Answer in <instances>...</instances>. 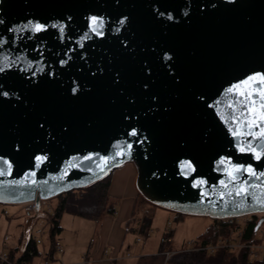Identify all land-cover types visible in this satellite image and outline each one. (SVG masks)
<instances>
[{
  "label": "water",
  "instance_id": "water-1",
  "mask_svg": "<svg viewBox=\"0 0 264 264\" xmlns=\"http://www.w3.org/2000/svg\"><path fill=\"white\" fill-rule=\"evenodd\" d=\"M0 21V203L37 201L22 251L34 219L47 216L40 199L127 162L154 206L211 218L264 212V176L227 174L264 172V141L241 138L260 160L241 153L226 122L227 89L264 74V0H0ZM242 181L247 193L236 195Z\"/></svg>",
  "mask_w": 264,
  "mask_h": 264
},
{
  "label": "crops",
  "instance_id": "crops-1",
  "mask_svg": "<svg viewBox=\"0 0 264 264\" xmlns=\"http://www.w3.org/2000/svg\"><path fill=\"white\" fill-rule=\"evenodd\" d=\"M136 179L137 169L132 162H127L111 172L109 195L116 204L113 214L106 215L100 220L87 218L91 221H86L87 219H84L86 217L70 212L62 214L60 218L61 230L56 235V239L62 241L64 252L57 253L60 255H56V261H53V264H112L113 260L120 262V260L127 256H131L129 237L133 235V240L136 243H141L142 241H137V233L134 234L127 231V222L132 217L134 211L143 216L146 213L145 211L150 210L146 206L148 202L138 191ZM26 216L25 221L22 223L23 229L17 245L20 247V251H22L24 229L29 215L26 214ZM66 216H70L69 218L73 221L72 232L68 231V224L63 223V219ZM39 217L41 216H38L33 221L30 240L35 232V222ZM84 223L85 227L87 223L91 224V227L95 226V232L93 236H90L91 238L89 237L90 239L87 238L88 240L80 238L82 233L85 232V227L83 228ZM44 243L48 247L47 237H44ZM43 247L39 245L40 250H43ZM39 260V257L34 258L35 263H38Z\"/></svg>",
  "mask_w": 264,
  "mask_h": 264
},
{
  "label": "trees",
  "instance_id": "trees-1",
  "mask_svg": "<svg viewBox=\"0 0 264 264\" xmlns=\"http://www.w3.org/2000/svg\"><path fill=\"white\" fill-rule=\"evenodd\" d=\"M111 183V173L96 182L95 184L68 191L59 195L60 203L56 207L55 214L49 215L51 225L50 233L48 235V258L52 261H56V249L55 241L56 235L60 232V218L63 212H70L75 215H79L86 218H92L100 220L106 215L113 214L115 211V202L109 195V187ZM176 219L181 220L183 214L175 213ZM153 217L150 214L139 215L137 211H134L132 217L127 222V231L129 233H137L138 230L146 235H149L152 227ZM255 224L251 225L248 229V234L254 229ZM226 227L223 226L218 230V233H225ZM211 231V232H210ZM216 228H211L209 231L201 234H212L216 237ZM173 236L175 235V229L171 230ZM182 245H180L181 247ZM179 246H171L168 249H179ZM165 244H161V247L157 253L142 255L139 257L136 264H164L166 255L164 253ZM39 254V244L37 241L31 238L27 247L20 251V247L16 246L9 249V262L0 260V264H23L26 261H32ZM112 264H120L118 260H113ZM165 264H264V258L258 260H250L245 250H226L219 249L215 253L209 254L206 250H182L177 251L167 260Z\"/></svg>",
  "mask_w": 264,
  "mask_h": 264
},
{
  "label": "rangeland",
  "instance_id": "rangeland-1",
  "mask_svg": "<svg viewBox=\"0 0 264 264\" xmlns=\"http://www.w3.org/2000/svg\"><path fill=\"white\" fill-rule=\"evenodd\" d=\"M60 199L61 198L57 196L47 200L43 205L41 212L47 214L50 211H52L51 207L54 210H56V207L60 203ZM48 203H50L51 206H49ZM146 206L148 207V209H150L149 211L151 212L149 214L152 215L153 217L150 233L141 243H136L133 240L134 239L133 235L129 237V241L131 244V251H130L131 256H127L126 258L120 260V264H136L140 256L157 253L162 244L161 236L169 228L167 226L168 221L172 222L171 228L175 229V235H174V242L166 244L165 249H168L171 246L173 247L174 246L180 247V245L185 246L187 240L195 238L209 231L211 227V220L206 216L184 215L181 220H178L176 219L175 212L173 211H169L154 206L150 203H147ZM4 209L8 210L10 212V215H6L4 213ZM64 213L66 212H63V214ZM67 215H71V214H67ZM26 217L27 216L21 205L18 204L4 205L0 203V251L3 249V238L6 232H8L11 235V240L8 241L7 248L9 249L11 247L18 245L19 237L21 236L23 229L22 223L25 221ZM69 217L70 216H66V218L63 219V223L68 224L69 226L67 227L68 231L72 232L73 221ZM49 219H50L49 216L39 217L35 222L34 230L38 226H44L45 228L44 236L48 237L52 225ZM86 221H91V220L87 219ZM84 227H85V223L83 224V228ZM94 228L95 226L91 227V224L87 223L85 227V232L82 233L80 238L84 240H88L87 238L93 236L95 232ZM56 255H60V254L56 253ZM53 263L54 262H52V264Z\"/></svg>",
  "mask_w": 264,
  "mask_h": 264
},
{
  "label": "built area",
  "instance_id": "built-area-1",
  "mask_svg": "<svg viewBox=\"0 0 264 264\" xmlns=\"http://www.w3.org/2000/svg\"><path fill=\"white\" fill-rule=\"evenodd\" d=\"M49 199H40L39 203L41 209L45 202ZM49 206L50 203H48ZM25 214L32 215L35 213V208L37 205L36 200H31L27 202H23L21 204ZM52 211L47 213V217L51 214H55V210L51 207ZM146 213L149 211H145ZM4 213L6 215H10V212L4 209ZM264 216V212H253L248 213L241 216H230V217H218L211 218V228H216V234L218 230L223 226L226 227L225 233H218L216 237L212 236V234H206L205 236H197L190 240H187L186 245L181 246L179 249H165L164 253L166 255V262L177 251L182 250H206L209 254L215 253L219 249L226 250H245L247 252V256L250 260H258L264 258V222L258 227L257 230L253 229L248 234V229L251 225H256L261 217ZM171 221H168L167 226L169 227L166 232H164L161 236V243L169 244L174 241V236L171 233ZM44 226H38L35 229L33 234V239L37 241V243L41 246H44L43 250L39 249V254L36 257H39L40 260L38 263H35L34 260L26 261L23 264H52V260L48 258L49 249L46 247L44 243ZM11 235L6 232L3 238V249L0 251V260L9 262V249L7 248V243L10 240ZM146 235H144L140 229L137 232V241L145 240ZM55 249L56 253L64 252V245L61 240L56 239L55 241ZM12 264V263H11Z\"/></svg>",
  "mask_w": 264,
  "mask_h": 264
},
{
  "label": "snow or ice",
  "instance_id": "snow-or-ice-1",
  "mask_svg": "<svg viewBox=\"0 0 264 264\" xmlns=\"http://www.w3.org/2000/svg\"><path fill=\"white\" fill-rule=\"evenodd\" d=\"M2 23V21H0ZM91 23L93 27L91 31L96 32L97 35H101L102 33L97 31V26L103 25V20H98L96 17L91 18ZM123 23V21H121ZM31 26V22L29 25ZM44 25L36 23L34 26V31L41 32L44 31ZM63 31V27L61 26V32ZM4 69L0 68V72ZM75 92V89L73 90ZM227 93L234 96V100L230 102L227 106L232 109V114L230 120H227V123H230V131L231 134L236 137L239 141L238 148L241 153L247 151H251L254 153L255 158L257 160L261 159L262 153L256 151L251 143L245 144V141L241 138L243 137H252L254 140L264 141V74H256L247 77L245 80L238 82L227 89ZM219 103V102H218ZM223 118V117H222ZM255 129H258L256 131ZM130 135L136 136L137 132L133 130ZM131 145H129V149ZM123 154V153H121ZM130 154V153H129ZM46 157L37 156V161H43ZM85 159L91 160V156L85 157ZM103 161V165L107 166L109 163L108 158L101 157ZM3 163L8 165L9 172L11 171L12 165L8 163V161H3ZM226 161L221 159L219 164L223 165ZM230 163V162H227ZM104 166H99V171L103 173L105 171ZM182 167L192 168L190 162H184ZM246 172L250 177H255L257 179L260 176H264V172L257 175V172L252 169L251 166L245 168L243 166L232 165L231 170L227 173L232 181H236L238 173ZM3 171H0V175H3ZM35 175V173H32ZM33 183L35 181L33 180ZM200 183H204V181H200ZM246 181H242L239 186L236 188V195H242L247 193ZM225 187L227 184L224 181H221ZM231 194V193H230Z\"/></svg>",
  "mask_w": 264,
  "mask_h": 264
}]
</instances>
